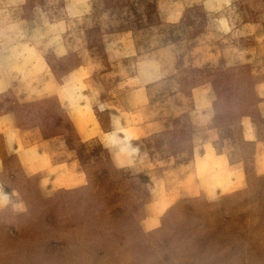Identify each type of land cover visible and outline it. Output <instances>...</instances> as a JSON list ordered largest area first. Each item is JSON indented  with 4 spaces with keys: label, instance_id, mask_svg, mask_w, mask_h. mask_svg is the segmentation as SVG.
I'll list each match as a JSON object with an SVG mask.
<instances>
[{
    "label": "rangeland",
    "instance_id": "1",
    "mask_svg": "<svg viewBox=\"0 0 264 264\" xmlns=\"http://www.w3.org/2000/svg\"><path fill=\"white\" fill-rule=\"evenodd\" d=\"M0 264H264V0H0Z\"/></svg>",
    "mask_w": 264,
    "mask_h": 264
},
{
    "label": "crops",
    "instance_id": "2",
    "mask_svg": "<svg viewBox=\"0 0 264 264\" xmlns=\"http://www.w3.org/2000/svg\"><path fill=\"white\" fill-rule=\"evenodd\" d=\"M1 118H7V116L0 117V119H1Z\"/></svg>",
    "mask_w": 264,
    "mask_h": 264
}]
</instances>
